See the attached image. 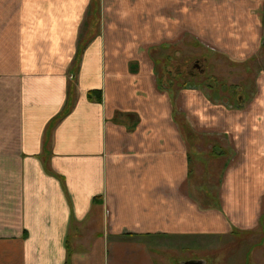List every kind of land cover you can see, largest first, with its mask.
<instances>
[{
    "label": "crops",
    "instance_id": "0c3cea01",
    "mask_svg": "<svg viewBox=\"0 0 264 264\" xmlns=\"http://www.w3.org/2000/svg\"><path fill=\"white\" fill-rule=\"evenodd\" d=\"M263 4L0 0V264H208L221 246L234 264V237L264 264V73L237 107L160 89L149 54L190 44L248 64Z\"/></svg>",
    "mask_w": 264,
    "mask_h": 264
},
{
    "label": "rangeland",
    "instance_id": "374dc122",
    "mask_svg": "<svg viewBox=\"0 0 264 264\" xmlns=\"http://www.w3.org/2000/svg\"><path fill=\"white\" fill-rule=\"evenodd\" d=\"M193 8V6H190ZM194 11V8L192 9ZM261 24L258 27H254L253 31L256 33L257 37L260 38L261 44H259L258 47V52L255 55L254 58H252L248 64L244 65H232L225 62V61H218V60H223V55L215 50L212 52L213 54L209 56V52L207 50L209 49L206 47L205 49L200 48V47H190V44H186L185 48L182 49H177V55L171 53L173 50H167L162 54V50H157L155 53L150 52L149 54L152 55V58H155L157 60L156 62V70H157V76L158 78H162L163 80L165 78H168V75L164 74L163 76V65H165V69L170 70V72H174L175 69H180V70H187L191 67V64H195L196 62H199L198 65L205 69L206 72H210L211 74L214 75V79L217 81H224L227 85L230 87H235L238 86L240 89L243 88L245 89L244 92H249V89H251L253 94H256V89L258 88L256 78L261 76L262 73H264V4L262 6V12H261ZM187 17V14H185ZM192 18H195V13H189ZM89 21L92 23V19ZM184 21V20H183ZM198 21V20H197ZM243 25L245 27H253L255 26L254 22L250 19L243 20ZM91 30L88 29V25H84L83 29V34L82 38L89 40L90 35L89 32ZM188 40V37L183 36L182 42ZM174 47V46H173ZM176 51V50H175ZM167 56L168 60H165V56ZM166 58V59H167ZM213 58L214 60H217V63L215 65L213 64V61H207L205 59ZM208 64V66L206 65ZM211 67V68H210ZM223 69H230L228 70L231 71L233 74L228 73L224 71ZM209 73V74H210ZM201 79H197V81H200ZM213 82V81H212ZM252 83V84H251ZM213 84H215L213 82ZM216 85V84H215ZM242 90V89H241ZM219 91H222V89H219ZM222 93V92H219ZM225 97H229V90L225 89L223 91ZM197 159H200L197 157ZM196 162V158L192 156L191 160V170L194 168V164ZM218 165H215V168ZM220 169V167H219ZM213 181L217 180V174L213 173L212 174V179ZM239 238V237H238ZM234 245L232 250L228 252V256H232L230 260L234 262V264H252L250 259H251V249L250 245L251 243L247 240L248 238H243V241L237 240L236 237L233 238ZM188 255L187 253H184ZM201 254V253H200ZM213 259H208L209 263L208 264H223V257L225 255V251H223V246L218 247V250L215 251L214 254H209ZM227 255V253H226ZM196 258H202V257H196ZM207 264V260L203 259ZM229 260V259H228Z\"/></svg>",
    "mask_w": 264,
    "mask_h": 264
},
{
    "label": "trees",
    "instance_id": "16d2710c",
    "mask_svg": "<svg viewBox=\"0 0 264 264\" xmlns=\"http://www.w3.org/2000/svg\"><path fill=\"white\" fill-rule=\"evenodd\" d=\"M87 43V39H84L81 37L80 41L78 42V47H77V52L74 58V63L73 67L75 70L77 66H75L78 63V60L80 59L82 50ZM207 52L212 53L214 52L211 49H208ZM168 60V58H167ZM211 68V67H210ZM200 72H198V69L195 68V66L191 64V67L187 70H180V69H175L174 72H170V70L165 69V65H163V76L164 74L168 75V78H165L164 80L162 78H158L157 80V85L160 89H168L171 88L174 84L176 85L177 83L178 86L183 89V88H203L207 90L208 92L213 93V96L218 97V93L225 91V89L229 90V93L235 97L237 105L235 106H240L238 104L243 103L244 99V94L243 92L239 89L238 86L235 87H230L227 85L224 81H217L214 79V75L211 74L210 72H206L205 69L200 68ZM210 73V74H209ZM193 78L196 79H201L200 81H195L193 82ZM216 84H213V82ZM219 89H222V91H219ZM170 90V89H168ZM221 93V94H222ZM220 94V93H219ZM89 100H94L96 102H101V96L98 91H90L87 95ZM219 98V97H218ZM221 100L223 101V95L220 97ZM72 107V99L71 96L68 95L67 101L65 103V106L63 107L62 111L51 121L48 125V128H50L57 120L61 119L64 117L66 114L69 113L70 109ZM241 107V106H240ZM93 201L97 202L100 201L99 199H94Z\"/></svg>",
    "mask_w": 264,
    "mask_h": 264
},
{
    "label": "water",
    "instance_id": "95a60500",
    "mask_svg": "<svg viewBox=\"0 0 264 264\" xmlns=\"http://www.w3.org/2000/svg\"><path fill=\"white\" fill-rule=\"evenodd\" d=\"M201 261H189V262H184L183 264H201Z\"/></svg>",
    "mask_w": 264,
    "mask_h": 264
},
{
    "label": "flooded vegetation",
    "instance_id": "af4514ba",
    "mask_svg": "<svg viewBox=\"0 0 264 264\" xmlns=\"http://www.w3.org/2000/svg\"><path fill=\"white\" fill-rule=\"evenodd\" d=\"M198 63H199V62H196V63H195V64H193V65L195 66V68H197V69H198V72H200V71H201V70H200V68H201V67L198 65Z\"/></svg>",
    "mask_w": 264,
    "mask_h": 264
}]
</instances>
